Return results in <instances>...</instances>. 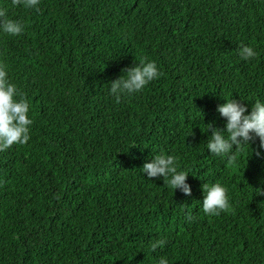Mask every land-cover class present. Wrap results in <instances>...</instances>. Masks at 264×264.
I'll return each mask as SVG.
<instances>
[{"label":"trees","instance_id":"trees-1","mask_svg":"<svg viewBox=\"0 0 264 264\" xmlns=\"http://www.w3.org/2000/svg\"><path fill=\"white\" fill-rule=\"evenodd\" d=\"M20 20L0 62L30 101L31 139L0 152V264H264V153L206 149L224 99L264 100V0H0ZM258 55L239 56L241 44ZM155 60L158 79L119 102L122 69ZM172 154L191 196L140 168ZM230 207L204 212L205 183ZM190 214V215H189ZM167 238L153 253L150 241Z\"/></svg>","mask_w":264,"mask_h":264},{"label":"clouds","instance_id":"clouds-1","mask_svg":"<svg viewBox=\"0 0 264 264\" xmlns=\"http://www.w3.org/2000/svg\"><path fill=\"white\" fill-rule=\"evenodd\" d=\"M14 5H23L39 10V0H12ZM25 31L23 22L7 16V10L0 8V32L9 35H19ZM258 55L256 49L250 44H241L239 56L243 60H250ZM123 75L113 80L110 93L119 102L125 96H132L145 89L153 80L160 77L161 70L155 60H141L134 66L122 69ZM225 102L217 107V112L226 121L223 128L210 122L206 125V133L210 132L206 141V149L211 154L235 160L239 152L251 148V143L257 138L260 148L264 149V100L257 98L249 106L236 99H224ZM30 101L18 86L11 81L6 65L0 62V152L8 150L13 145L26 144L31 139V126L34 121L30 116ZM253 149L251 148V155ZM257 156L264 155L256 151ZM179 158L163 152L153 154L140 168L148 178H163L175 192L179 189L185 196H191L192 187L187 182L189 171L182 169ZM203 189V210L208 215H219L230 207L228 188L220 182L205 183ZM264 195V189L258 190ZM261 206H264L262 204ZM190 215V214H189ZM167 244V238L150 241L148 247L155 253L162 250ZM155 264H170L167 255H161Z\"/></svg>","mask_w":264,"mask_h":264}]
</instances>
